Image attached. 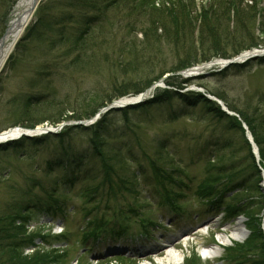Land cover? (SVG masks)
Instances as JSON below:
<instances>
[{
  "label": "rangeland",
  "instance_id": "obj_1",
  "mask_svg": "<svg viewBox=\"0 0 264 264\" xmlns=\"http://www.w3.org/2000/svg\"><path fill=\"white\" fill-rule=\"evenodd\" d=\"M5 1H8L9 6H16L22 0ZM47 3H49L48 0L40 2L21 40L12 49L4 66L0 69V133H5L17 126L35 129L57 126L63 121H85L86 119H95V121L87 129L79 130L77 127L66 130L62 135L49 138L40 136L36 141H21L0 148V216L11 213L12 207L18 208V205L26 203L28 191L36 196L50 197V194L44 195L42 190L34 188V182L43 184L48 189L54 188V183L59 182L56 195L58 200L54 197L52 203L58 202L61 205L64 202L70 211L69 217L65 219L61 214H55L54 218H49L41 212L31 210L28 214L30 222L27 223L28 233H40L41 237L47 240V242L42 241L41 244L40 241H36L35 245L39 246L40 250L46 247V252H49L52 248H58V246L54 247L55 244H62L61 249H65L62 256H65L55 257L56 264H158V259L165 257L169 250L165 247L172 242H174L173 245L179 243L176 248L184 256L182 264H238L239 259L235 256L245 257L247 250H249L247 254L255 255L258 263L263 264L264 240L257 241L254 235L253 242L251 239L248 240L251 232L244 224V216L250 214L252 219L258 217L263 221L264 198L259 197L258 194L255 195L251 189L243 197L239 195V199L230 197L225 203L226 207L240 206L230 217V215H219L221 213L219 208L215 207L210 211L207 206L198 203L193 199V192L197 190L205 176L210 175L212 178L208 185L220 194L227 193L236 184L227 186L229 188L223 187L222 184L228 178L236 180L243 176L249 177V184L254 183L255 187L258 185L254 162L250 157L251 150L246 146L244 134L240 132L241 129L237 127L236 121L230 119L237 118L229 116V114L236 116L239 114L236 112L237 115L229 108H236L249 115L251 119H255V123L259 125L258 129L264 132V128L258 123L260 119L264 124V63H261L264 60L253 61L243 71L228 68L215 75L195 77L187 81L186 78L178 76L173 68L183 60L187 61V55L191 56V51L187 49L185 53H182L167 42H161L159 46L150 50L154 51L151 57L155 62L150 69L146 65L141 72L136 73L133 70L122 69L124 65L113 69L111 66L118 64L120 59L117 60L112 50L102 52L95 50L89 51L88 54L67 55L60 52L59 47L51 48L50 42L58 41L60 32L54 25L51 27L41 25L40 16L43 15L45 7L48 8ZM197 3L200 5L201 0H197ZM244 4L249 6L254 4L258 24L255 30L257 39L253 33V39L248 37L242 42L243 46L256 43L260 44L259 47H264V0H246ZM66 5L61 4V0H56L48 9L50 17L60 20L63 13L69 12ZM3 8L0 2V42L6 22H9L8 28L17 11L16 7L14 13L7 16V10ZM89 15L92 17L91 14ZM113 16L116 19L115 23L118 19L121 20V23L116 26L120 37L124 35L127 41L140 43L143 35L138 32L133 33L127 28V16L122 18L119 14ZM78 27L82 30L83 23L80 26L66 27L63 36L66 42L78 35L73 29ZM231 28H229L230 31L234 33ZM200 32L201 29L198 26L194 32L197 54L191 58L198 63L192 65V68L200 67L208 62L201 59L204 57L203 54L207 55L210 51L206 46L201 48ZM222 59L227 58L215 57L209 62ZM160 78H165V82L158 83ZM147 83L151 87L142 94L148 98V104L119 109L113 113L104 112V108L117 102L118 95H115L117 90H127L125 86L131 88L136 85L143 88ZM193 88L203 89L215 98V101L226 100L229 107L222 108H228V110L223 113L224 115L221 114L223 112L221 108V112H214V107L205 106L199 102L201 100L195 99L193 95L197 93L192 91ZM168 93L170 96L166 95ZM103 101L106 104L94 112L95 107ZM86 112H93V115L84 116ZM77 116L79 118H76ZM228 118L231 123L227 122ZM101 133L103 136L99 137ZM92 139L96 141L101 139L99 144L105 143L111 148L115 146L119 148L121 144H126V147L130 148L136 158L132 168L138 170L141 167L144 170L143 175L139 177L141 184L139 190L144 194L143 198L149 200L150 205L140 201L142 210L139 209V205L135 208L137 214H144L145 217L141 218L143 221L135 219L134 216L131 218L132 233L130 235L134 234L133 242H130L129 237L119 241L108 237L97 244L91 241L89 243L91 249L84 250L79 245L83 238L82 231L88 224L85 222L86 211H91L94 206L98 210L96 206L99 205L100 200L86 205L90 198L83 199L81 193L85 188L90 190L97 185L94 186L90 180H85V174L71 185L63 171L67 169L66 165L65 169L58 168L50 172L49 167L54 166L55 162L61 159L69 165L72 157H81L83 152H85L84 155L89 156V151L93 148ZM158 143L165 144L167 147V152L161 155L158 163L162 166L163 161L171 160L172 164L184 170L193 179V183L188 185L191 190L183 189L188 196L186 197L188 213L185 216L173 215L166 204L162 207L164 199L160 196L159 189L150 185L153 181V173L146 159L151 157V160H158ZM97 147L101 153H104L101 145ZM165 155L169 156V159ZM84 161L89 168H96V172L102 168L101 161L93 154ZM208 164L215 168V172H210L209 175L206 169ZM165 165L166 163L163 167ZM164 169L172 172L173 168L171 164H167ZM238 170H245L244 175L235 173L239 172ZM177 176L186 179L184 174ZM186 181L185 183L188 184ZM242 181L243 179H240L239 182L242 183ZM250 198L254 199L250 200ZM216 201L218 199L214 200ZM104 206L105 204H101L102 209ZM144 223L146 228H142ZM239 223L243 224L242 243L234 242L225 246L216 258L211 260L201 255L200 246L205 248L215 246L219 237L230 236L231 231ZM65 228L73 233L71 241L69 240V247L64 246V241L61 242L56 238ZM251 230L255 231L256 227L252 225ZM262 234L264 236V233ZM46 244L52 245L46 246ZM244 244L249 247L238 249ZM70 246L73 249H70ZM20 251L14 250L16 254ZM35 252V248H26L21 252V256L26 258ZM81 254L88 256L87 260L79 258ZM223 257L227 258L224 262ZM51 260L54 261L53 258ZM7 261L9 257L0 255V264H7Z\"/></svg>",
  "mask_w": 264,
  "mask_h": 264
},
{
  "label": "trees",
  "instance_id": "obj_2",
  "mask_svg": "<svg viewBox=\"0 0 264 264\" xmlns=\"http://www.w3.org/2000/svg\"><path fill=\"white\" fill-rule=\"evenodd\" d=\"M48 1V8L45 7L43 15L40 16L41 25L45 27L54 25L60 32L58 35L60 39L50 42L49 45L51 48L59 47L58 50L67 55L71 53H77L78 55L88 54L89 51L95 50L99 52L112 50L117 56V60L119 61L120 59L118 64L115 63L114 66H111L113 69L117 67L120 68L122 65H124L122 69L133 70L135 73L137 71L141 72L145 65L150 69L152 64H155L151 57L154 51L150 50L153 47L156 48L159 46L161 42H167L169 45L174 46L175 49L181 50L182 53H185L184 51L187 49L191 51V56L187 55V61L183 60L181 63H178L173 68V71L181 72L191 68L192 65L198 63V61L191 60V58L197 54V48L194 45V32L198 26L201 29L200 34L202 38L199 40L201 48L203 49L204 46H206L210 51L207 55L203 54L204 57L201 58L203 61H209L215 57L232 58L243 51L257 48L260 45L250 43L247 46H243L242 43L248 39V37L250 39L252 37L253 39V33L256 37L255 30L258 24L256 8L254 4L252 6L244 4L246 0H201L200 5L197 3V0H61V4H67L66 6L69 8V12L63 13L58 21L57 18L50 17L51 15L48 10L56 0ZM0 2L2 6L6 8L7 13H9L13 5L9 6L8 1L5 0H0ZM83 14L86 15L84 16ZM89 14H91L92 17H90ZM118 14L121 18L125 15L127 16V28L131 32H138L143 35L140 43L135 44L132 41H127L124 35L120 37L118 34L120 32L117 31L116 26L121 23V20L118 19L115 23L114 21L116 19L115 16H113ZM261 15L263 16V13H261ZM80 23H83V29L81 30V27L73 28L78 35L74 37L73 40L70 39L66 42L63 37L66 27L69 25L80 26ZM229 28L233 29L234 33H232ZM229 49L230 51H228ZM248 65L249 63L239 67L233 66L232 68L243 71ZM131 77L132 76H130V78ZM149 85L148 83L144 84L143 88H139L137 85L131 88H129L130 86H125V89L128 88L127 90L119 89L115 95H118V97L127 96L128 94L137 95L151 87V85ZM197 94L193 95L197 101L201 100L199 102L205 106L214 107V112H221L220 107L216 103L211 102L201 94ZM166 95L170 96L169 93ZM176 95L179 96L178 94ZM223 101L225 102L226 100L223 99ZM225 103L229 107L228 102L226 101ZM105 104L106 103L103 101L97 105L93 111L96 112ZM143 105H146V103ZM229 109L237 112L242 121L248 126L254 138L253 141H255L259 148L261 164L264 166V132L258 129L259 125L255 123V119H251L246 113L238 111L236 108ZM223 113L224 112H221L222 115H224ZM92 115L93 112H86L84 116L91 117ZM76 118L79 117L77 116ZM230 119L236 121L237 127L241 129L238 130H240L243 135L242 123L237 119ZM230 119L228 118L229 121L227 122L231 123ZM259 121L258 123L264 128V124L260 119ZM78 129L83 130V127H79ZM101 136H103V133L99 134V137ZM100 140L96 141L92 139L91 143L93 148L89 151L90 155L93 154L95 158L101 161L102 168H100L98 172H96V168H89V165L86 166L84 159L90 155H84L85 152H83V156L81 157H72V162L69 165L64 163L62 161L63 159H61L56 161L54 166L51 165L49 167L50 172L58 168L65 169L67 166V169L63 171L65 176L68 177V183L71 185L76 183L75 180L77 175H81V173L85 174V180H90L94 186L97 185V187L91 188L90 190L89 188H85L81 193L83 199L90 198V201L87 202L86 205L100 200L99 205L96 206L98 210H96L93 205L94 207L91 211H86L87 219L85 222H88V224L82 231V242H84V244L89 240L98 241L106 234H111L116 238L124 237L130 231L129 229H131V218L133 216L137 220H142L143 217H145L144 214H137V209H135L136 206L139 205V209L141 210L143 207L139 202H147L146 204L148 206L150 205L148 204L150 203L149 200H145L143 198L144 194L139 190V177L143 175L144 170L141 167L138 170L132 168L136 162V158L130 148L126 147V144H121L119 148L116 146L111 148L108 144H99ZM23 141H25V139ZM244 142L250 149L251 147L246 139ZM158 144V160H151V157H146L148 158L146 159L147 164L153 173V181L150 182V185L151 187L153 186L159 189V194L162 199H164V201H162L164 204L171 207L170 209L174 210L175 213L181 212V208L177 205L181 204L184 206L186 204L184 200L187 196L183 189L188 188V186L182 177L177 176L183 174L182 170L175 166V164H172V162H170L171 160H165L163 164L166 163L164 167H166L167 164H171L173 168L172 172L169 171V169H164L163 164L161 166V164L158 163L161 155L165 153V151L167 152L165 144ZM98 145H101V149L104 153L99 151ZM8 146L10 145L0 146V148ZM167 155L165 156L169 159ZM250 157L254 162L255 159L252 154ZM220 162H222V160H220ZM254 166L258 177V185L256 187L254 183L249 184V177H241L240 179H243L242 183L239 182L240 179L231 180L228 178L225 180L224 184H222L223 187L229 188L233 183L236 184L232 186L227 193L220 194L217 190L214 191V189L208 185L212 178L210 175L207 177L205 176V179L195 191L194 196L200 202H206L207 204H212L214 200L218 199L215 203H222V206L226 205L225 201L231 197L230 195H232V198L234 196V198L236 197V199H239V195L243 197L244 194L250 192L249 189L253 190L255 195L258 194L259 197L264 198V192L259 185V183H261L260 172H258L259 170L255 162ZM206 169L209 171L208 175L210 172H215V168L211 164L210 166L208 164ZM238 171L239 172L235 173H243L245 170ZM237 180L239 181L237 182ZM99 181L101 182L99 183ZM34 183V188L42 190L44 195L50 194V197H41V195L38 194V196H36L28 191L26 194L27 197L25 198L26 203H20L21 205H18V208H11V213L0 216V255L9 257L7 264H56L55 257L58 255L60 257L65 256H62L64 252L61 249L52 248V251L49 250V252H46V247H43L42 252L40 247L35 244L36 241H40V244L42 241L47 242L46 238L41 237V234H37V232L33 234L28 233L27 223L30 222L28 214L31 210H36L47 216H56L55 214H62L65 216L67 212L64 202H62L61 205H59L58 202L52 203L54 197L58 200L56 195L59 182H55L54 188L49 187V189L43 184ZM232 198L230 200H232ZM252 199L254 198H250V200ZM165 200L167 202H165ZM101 204H105L103 209L101 208ZM111 204L116 207L113 208ZM239 207V205L227 206L224 211L226 215L233 216V212L237 211ZM245 217L247 218V228L251 232V237L248 240L251 239L253 242L255 239L253 237L254 235L257 241L263 242L264 236L261 229V220L258 217L257 219H252L253 217L250 214H245ZM149 221L150 220H148V222ZM252 225L256 227L255 231L251 230ZM143 226L146 228L145 223ZM56 238L61 242L68 241L65 235ZM247 244L239 246L238 249H247V247H249ZM51 245L46 244V246ZM26 248H35L36 252L25 258L21 256V252ZM15 249L21 250L20 253L18 252L16 254L14 252ZM8 250H10V252H8ZM248 251L249 250H247V253ZM247 253L245 257L243 255L240 256L245 260V264H260L255 255ZM66 254H68V252H66ZM52 258L54 261L51 260ZM262 263L264 264V261H262Z\"/></svg>",
  "mask_w": 264,
  "mask_h": 264
},
{
  "label": "bare ground",
  "instance_id": "obj_3",
  "mask_svg": "<svg viewBox=\"0 0 264 264\" xmlns=\"http://www.w3.org/2000/svg\"><path fill=\"white\" fill-rule=\"evenodd\" d=\"M40 1V0H22L18 6H17V11H16V16L13 18V22L11 24V27L9 29L7 37L3 40L2 43H0V69L4 66L7 57L9 56V53L11 49H13L12 44L17 42L19 39L22 38L24 32H25V27L28 25L31 20L34 17L35 12H33V6L34 2ZM220 62V66H218V63H210L209 65L205 66L206 70L208 69H214V68H222ZM203 69V68H201ZM138 98V97H137ZM137 98L133 99L136 100ZM36 133V131L34 132ZM1 139V138H0ZM243 227L242 223H239L234 230L231 231L230 236H222L219 237L217 240V244L213 247H201L200 246V253L205 259H214L219 251L229 245L232 244L233 242H239L244 239V233L241 230ZM179 246V243L175 244ZM176 246L170 248L166 256L158 259V264H182L184 260V256L181 252L176 250Z\"/></svg>",
  "mask_w": 264,
  "mask_h": 264
},
{
  "label": "water",
  "instance_id": "obj_4",
  "mask_svg": "<svg viewBox=\"0 0 264 264\" xmlns=\"http://www.w3.org/2000/svg\"><path fill=\"white\" fill-rule=\"evenodd\" d=\"M38 5V1L35 2L34 4V7L36 8ZM247 58L246 55L242 56V57H239L238 59L234 60V61H229L227 63H225V66H228V65H231V64H234L235 62H238V61H241L243 59ZM249 138V137H248ZM249 140L251 141V138H249ZM251 143L253 144V142L251 141ZM254 146V145H253Z\"/></svg>",
  "mask_w": 264,
  "mask_h": 264
}]
</instances>
